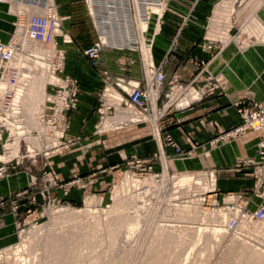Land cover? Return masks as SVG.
<instances>
[{
    "label": "rangeland",
    "instance_id": "1",
    "mask_svg": "<svg viewBox=\"0 0 264 264\" xmlns=\"http://www.w3.org/2000/svg\"><path fill=\"white\" fill-rule=\"evenodd\" d=\"M90 1L87 0L88 10L92 15ZM52 2L59 24L57 34L69 40L65 46L73 45L68 32L74 25L73 22L86 24L80 27L78 46L75 45L79 49V45L89 43V46L81 50L82 54L96 40L83 0ZM263 2L264 0L215 1L212 17L206 28V40L223 46L233 42L240 50H245L252 43H264V25L256 16V11ZM3 6L6 13H3L0 5V44L13 47L15 52L22 49L15 64L21 75L27 78V85L35 80L42 83L38 85L43 88L44 99L36 98L30 108L34 100L29 101L25 96L21 98L20 125L18 121L15 123L10 120L6 122V128L0 121V166L8 161L5 164L6 173L0 181L9 183L20 178L25 181L30 179L25 183L28 184L26 188L0 200V264H150L159 254L163 256L159 260L162 264H193L191 260L194 255L201 258L205 253L208 256L213 253L206 264H218L219 252L230 246L229 234H232L231 242H239L240 250L233 255L230 251L224 252L221 264H233L231 260L235 264H264V219L256 222L245 215L239 216L240 213L250 212L255 208L264 209V149L259 147L260 141L257 143L256 161L246 159L235 162L236 167H250L256 183L251 196L244 201L237 200L235 195L223 196L222 204L210 200L208 197L215 193V177L212 172L170 171L168 158L161 159L155 154L149 158H141L132 153L114 169L93 171L83 178L75 177L66 185L60 184L51 170L47 169L46 161L67 148L70 143L66 136L68 129L60 140L62 145L58 147L57 138L45 135L39 115L46 100L51 97L48 95L50 85L57 81L52 79V73L56 66L55 52L63 45L62 39L56 37L51 46L35 44L26 32L28 17L23 9L8 4ZM153 7L154 5L146 8L145 14H149L148 17ZM34 11L36 13L33 14L42 13ZM218 12L221 13L220 20L211 32ZM14 13H19L17 22L7 21L6 17L11 18ZM147 21L149 18H146L145 22ZM64 22H70L68 28ZM141 22L136 15L134 33L137 35L139 53L131 49L123 50L137 54L142 70V84L132 82L129 85L131 87H142L153 76L150 70L151 60L149 62L146 58L145 31ZM89 28L91 34L88 33ZM129 46L132 47L131 44ZM37 54L44 57L38 59L35 57ZM82 56L85 58L83 54ZM8 70L6 76L10 78L15 69ZM201 90L203 91V86L175 84L160 86L156 90L149 88V102L146 112H142L127 109V105H123L127 97L122 98L106 87L91 111L93 130H118L117 125L134 116L133 121L128 122L129 125L147 126L150 136L157 139V117L167 109H179L197 100ZM117 98L120 101L116 103ZM33 106L35 113L31 114ZM3 115L1 110L0 118ZM15 117L17 118L13 119H18L17 115ZM34 120L39 125L33 124ZM17 125L20 127L18 130ZM260 133L264 135V132ZM248 161L252 163L248 164ZM100 181H103L102 185H94ZM64 186H68L69 190L81 191V199L71 203L59 198L55 192L64 190ZM183 208H188L189 214L182 212ZM62 213H71L82 221L62 222ZM236 217L238 223L233 233L222 228L226 222ZM96 220L100 221L97 222L100 225H93ZM114 221L116 225H113ZM212 228L216 230L214 234H209ZM112 231H117L115 243L111 241ZM57 232L62 237L59 250L53 249L54 235ZM164 234L172 235L173 239L163 240ZM203 242L207 250L196 251L194 244L201 245ZM215 242L218 243L217 246H214Z\"/></svg>",
    "mask_w": 264,
    "mask_h": 264
},
{
    "label": "crops",
    "instance_id": "2",
    "mask_svg": "<svg viewBox=\"0 0 264 264\" xmlns=\"http://www.w3.org/2000/svg\"><path fill=\"white\" fill-rule=\"evenodd\" d=\"M215 1L163 0L158 29L149 48L152 68L164 75L161 87L175 84L205 88L204 94L197 100L179 109H167L157 117V139L150 136L147 126H130L133 121L131 116L117 125L118 130H93L91 111L105 88L109 87L125 98L130 83L142 84V70L137 54L126 51L105 50L90 65L81 54L89 43L79 45V49L75 46H78L79 29L86 24L73 22L68 30L73 45H61L59 48L63 49L66 59L63 74L75 79L78 84V106L68 116L66 136L70 143L46 161L47 169L60 184L66 185L75 177L83 178L93 171L114 169L132 153L141 158L155 154L161 159L168 158L170 171L212 172L215 193L208 198L216 203L222 204L225 195H235L240 201L251 196L252 188L256 186L252 169L248 166L236 167L235 162L246 159L256 161L257 143L263 134L249 133L214 146H209L208 142L240 123L234 104L249 107L264 102V43H252L245 50H240L233 42L223 46L206 40V28ZM256 16L264 25V2L257 9ZM69 24L64 22L66 28ZM88 33L91 34L90 28ZM166 136L182 151H191V156L183 160L177 158L165 142ZM29 180L0 181V200L26 188L28 184L25 183ZM103 181L94 185H102ZM64 187V190L55 192L59 198L71 203L81 199V191ZM215 230L212 228L208 233L214 234ZM229 235L230 246L219 252L218 264H221L224 252L230 251L233 255L240 250L239 242H231L232 234ZM194 245L198 252L207 250L204 242ZM217 245L215 242L214 246ZM212 255L205 253L200 258L196 254L191 263L206 264ZM231 263L235 264L233 260Z\"/></svg>",
    "mask_w": 264,
    "mask_h": 264
},
{
    "label": "built area",
    "instance_id": "3",
    "mask_svg": "<svg viewBox=\"0 0 264 264\" xmlns=\"http://www.w3.org/2000/svg\"><path fill=\"white\" fill-rule=\"evenodd\" d=\"M8 1L42 12L41 14H32L26 21V32L34 43L39 45H50L55 43L56 37H60L57 34L59 24L58 18L55 15L52 0ZM83 2L89 17L91 18L96 35V40L93 44L82 52L90 65L94 64L100 54L105 50L123 51L131 49L139 53L138 44L136 42L137 35L134 33V31L136 32L134 24L136 15L139 17L140 21L145 22V9L147 7L156 5L163 9V0H91V3L89 4L91 5L93 12L91 15L88 10L89 7L87 0H83ZM136 8L138 9L137 11ZM160 18L161 15L159 20ZM60 38L62 39L63 45L69 43V40H65L63 37ZM129 44H131L132 47H130ZM126 47L129 48L127 49ZM8 48L13 49L9 45L0 44V73H2V79H5L12 84L16 71L14 74L12 73L10 78H8L6 76V71H9L8 69H10V67L3 68L1 64L10 57ZM55 54L56 66L53 70V74L58 78L60 83L50 85L51 88L48 95L51 96L52 101L47 102L46 105H44L43 111L39 115V120L44 126L49 128V131L47 132V134L50 135L49 138H57V146L59 147L62 145L60 140L68 129V116L71 112L75 111L78 106L79 89L76 80L64 75L62 72L64 61L63 49L59 48ZM150 70L153 76L149 83H145L142 87L138 85L133 87L129 86L130 88L126 96V101L123 103L124 106L128 105L133 110L146 112V105L149 102V88L156 90L164 81V75L161 71L154 70L152 67ZM170 85L172 86L173 84ZM203 94L204 92L201 90L198 98ZM10 99V94L6 93L3 96L2 106H8ZM234 108L240 119V123L210 140L208 142L209 146L224 144L238 139L244 134L256 133L264 128V102L259 104L254 103L249 107H241L239 104H234ZM107 110H109V108ZM56 134L58 135L54 137ZM165 142L173 150L174 155L179 159H187L192 154L191 151H182L169 136L165 137ZM258 145L260 148L264 149V135L260 136V142ZM6 163H8V161L1 163L0 178L6 173ZM251 163V161H248V164ZM241 215L247 216L251 221H259L264 218V209L262 207L255 208L253 211L245 212L243 214L240 213L239 216ZM234 226L235 220H230L228 227L233 229Z\"/></svg>",
    "mask_w": 264,
    "mask_h": 264
},
{
    "label": "bare ground",
    "instance_id": "4",
    "mask_svg": "<svg viewBox=\"0 0 264 264\" xmlns=\"http://www.w3.org/2000/svg\"><path fill=\"white\" fill-rule=\"evenodd\" d=\"M6 4L12 5V6L21 7L23 9V11H24L23 13L25 15H27V17H30L33 13H36L34 11V9H32L30 7H23L22 5L15 4V3L10 2L8 0H0V5H2V8H3L2 10L3 11H4V6L3 5H6ZM151 10H153V11L151 12V15L149 17H148L149 14L148 15L145 14V18H149V21H147V22H141L142 23V28H144V31H145V39H144L145 42H144V44H145V50H146V58L149 60V62H150L149 48H150L151 39H152L153 34L157 31L159 17L161 15L160 13H161V11L163 9L160 6L154 5L153 9H151ZM145 12H147V9H145ZM3 13H6V12L4 11ZM19 13H21V12H19ZM19 13H14L11 18H8L9 16H7L5 14L7 16L6 17V20L9 21V22H17V16H18ZM220 14L221 13L218 12L216 14V16H215V21L213 22L212 27H211V32H213V30L217 27V24H218L217 22L220 20ZM25 29H26V26H25ZM35 44H37V43H35ZM15 45L17 46L16 43H15ZM50 46H51V44H50ZM17 47H19V46H17ZM19 49H21V48L19 47ZM8 50H9V53H10V57L6 61L2 62L1 64H2L3 68L10 67V69L11 68L12 69H15L16 72H15V77H14V81H13L12 84L9 83V82H7L5 79H2V73H0V111L2 110V112H4V115L0 118L1 119L0 121L2 122V124L6 128H7V125H6L7 123L6 122H8L10 120H14L15 123H16V121H18V123L22 121V117H21L22 113H21V110H20V104H21L20 101H21V98L23 96H25L26 99H29V101L30 100H32V101L34 100L33 103L30 104V108H31L32 104H34L36 98H39L40 100H43L44 99V97L42 95L43 88L40 85H38V84H42V83L41 82H37L35 80L34 82H32V83L30 82L27 85V78L25 77V75H21L20 70L17 68V65L15 64L16 63V58L18 57V54L20 53V51H22V49L19 52H15L14 49H11V48H8ZM35 57L39 59L40 57H44V56L37 54ZM7 77H9V76H7ZM41 77H43V76H41ZM52 79L54 81L57 80L56 81V84H59L60 83L59 80H58V78H56L54 76V74L52 76ZM6 93L10 94L11 99H10V102H9L8 106L3 107L2 106L3 96ZM51 99H52L51 97L50 98L48 97V100H46L45 104L47 102L52 101ZM117 101L119 102L120 99L117 98L116 103H117ZM126 108L127 109H130V110H133L128 105L126 106ZM33 113H35L34 106H33V111H31V114H33ZM15 115L18 116V119H13V118H17V117H15ZM34 123H36V125H39V123L37 121H35V120L33 121V124ZM19 125H20V123H19ZM19 125H17V130L20 128ZM42 127H44L45 135L47 136V132L49 131V128L46 127V126H44V125ZM42 130H43V128H42ZM263 130H264V128L261 131H263ZM261 131H259V133ZM57 135L58 134H56L54 137H56ZM6 151H7V149H6ZM115 212L113 213L114 216L116 214ZM182 212H184L186 214H189L190 211H189L188 208H183ZM62 214H61L62 217H60L61 218L60 220L62 222H66L67 223L70 220H75L76 223H78L79 221H82L81 218H79V217H77L75 215H72L71 213H62ZM263 219H261V220H263ZM231 220H235V226H234L233 229H230L228 227V224H229V221L230 220L228 222H226L222 226V228H224L227 232L233 233L236 230V228H237L238 217L233 218ZM261 220H259V221H261ZM259 221H256V222H259ZM97 222H100V221H97L96 220V222L93 225L94 226L100 225V223H97ZM113 225H116V221L113 222ZM116 232L110 233V236L113 235V236H111L112 237L111 238V241L113 243H115L114 236H115ZM58 233L59 232H57V234L54 235V243L55 244H54V248L53 249H55V250H59L61 248L59 244H61V241H62L61 238L62 237L60 235H58ZM173 233H174V231H173ZM61 235H62V233H61ZM162 239L165 240V241H171V239H173V238H172V235H170V234H164V235H162ZM161 258H163V256L161 254H159V256L156 255V257H155L156 260L154 262H151L150 264H162L159 261Z\"/></svg>",
    "mask_w": 264,
    "mask_h": 264
}]
</instances>
